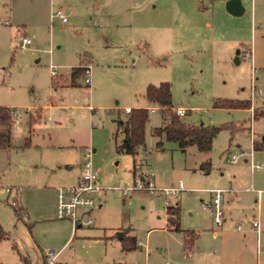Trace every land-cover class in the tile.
Wrapping results in <instances>:
<instances>
[{"label":"rangeland","instance_id":"rangeland-1","mask_svg":"<svg viewBox=\"0 0 264 264\" xmlns=\"http://www.w3.org/2000/svg\"><path fill=\"white\" fill-rule=\"evenodd\" d=\"M243 4L234 16L227 0H0V105L14 119L9 145L8 125L0 124V224L7 233L0 264H47L51 252L53 264H264V149L252 148L264 135V115L254 117L264 108V0ZM58 10L65 22L54 16ZM22 36L31 44L20 46ZM80 64L89 66V84L84 73L71 81ZM163 81L186 123L235 128L219 129L209 151H183L152 133L165 119L150 107L145 146L134 158L117 151L123 134L116 119L125 106H146L147 85ZM219 100H246L251 108L216 106ZM86 150L101 189L92 223L73 231L70 219L57 217L55 190L74 183ZM133 170L159 190L182 185L168 196L143 189L123 195L133 188ZM212 189L225 190L221 226L201 208ZM175 205L179 231L166 214ZM187 229L197 234L191 249ZM124 236L137 247L123 250Z\"/></svg>","mask_w":264,"mask_h":264},{"label":"trees","instance_id":"trees-1","mask_svg":"<svg viewBox=\"0 0 264 264\" xmlns=\"http://www.w3.org/2000/svg\"><path fill=\"white\" fill-rule=\"evenodd\" d=\"M86 65L80 64L73 67L71 70L72 80L77 74H85ZM145 99L147 105L144 107H131L125 111V118L116 119L117 133L123 134V139L119 144H116V150L131 155L133 158L137 154L138 149L145 146V126L149 120V108L156 107L160 110L162 117L165 119V124L159 127H154L152 133L158 137L164 136L168 141H174L178 144L181 150L189 145H195L199 151H209L212 146V140L219 129L222 127L235 128V125L211 126L203 124H188L184 121L181 115L176 114L171 101V87L167 81L158 84H148L145 90ZM216 106L227 108H251L250 101H236V100H222L217 101ZM37 117L28 115L29 132L33 129V124L39 121L41 112L40 109ZM264 115V108L260 111H254V117ZM12 109L0 105V124L8 125L7 144H10L11 126L14 123L12 117ZM239 127V126H238ZM30 144V137L26 136L24 139V146ZM157 146L161 145V141H157ZM253 150L264 149V135L254 138L252 141ZM204 168L208 170V163H204ZM135 177V172L133 170ZM168 222L173 225L174 230H181L179 228V206H168L166 208ZM184 246L186 249H191L197 234L193 230H183ZM7 236L6 231L0 224V241ZM122 249L132 250L137 247L134 237H122Z\"/></svg>","mask_w":264,"mask_h":264},{"label":"built area","instance_id":"built-area-1","mask_svg":"<svg viewBox=\"0 0 264 264\" xmlns=\"http://www.w3.org/2000/svg\"><path fill=\"white\" fill-rule=\"evenodd\" d=\"M54 16L61 19L62 22L66 21V16L62 10H58L54 13ZM31 44V40L25 36L20 39V46L25 47ZM51 74L55 76L57 73L53 67H51ZM84 81L86 84L90 83L89 66L86 65ZM176 114L184 115L185 110L182 108L175 109ZM91 152L86 150L84 154V162L81 163L80 173L78 181L75 185L67 187H58L56 189V213L58 218H68L74 224L73 230L77 227L89 225L92 223L90 211L95 206V194L101 189L96 180L98 178V171L92 169L89 157ZM237 160L236 155H232L229 161L234 162ZM182 185L180 182L177 187L157 189L151 177L146 173L135 174L134 185L132 189H124L123 195H127L131 190L143 189L156 193L157 195L168 196L177 192ZM9 191V190H8ZM227 191V190H226ZM211 199L207 203H201V208L204 210H210L212 213L213 221L217 226H221L224 220V211L222 206V196L225 190L212 189ZM260 194L261 191H258ZM12 205H16V200L12 201ZM252 227L255 229L256 234L260 231L259 220L252 221ZM55 254L53 252L48 253L47 264H53L55 260Z\"/></svg>","mask_w":264,"mask_h":264},{"label":"crops","instance_id":"crops-1","mask_svg":"<svg viewBox=\"0 0 264 264\" xmlns=\"http://www.w3.org/2000/svg\"><path fill=\"white\" fill-rule=\"evenodd\" d=\"M227 1H228L227 12H229L230 14H232L234 16H239V15H241L245 11V6L243 4V0H227ZM130 108L131 107H129V106H125L124 111H127ZM123 118H125V116ZM185 150H186V148H185ZM185 150H183V151H185ZM80 166H81V164H80ZM79 173H80V167H79ZM79 173H78L77 177L75 178V181H74V183L72 185H75L77 183L78 178H79ZM96 183H97V180H96ZM72 185H70V186H72ZM247 190H253V188L252 187H249V188H247ZM258 191H260V190H257L256 193H257L258 196H260L261 193L259 194ZM55 196H56V190H55ZM91 212H92V210L90 211V214H91ZM224 220H225V215H224ZM224 220H223V222H224ZM80 227H82V226H80ZM239 227L240 226H238V228ZM251 227H252V224H251ZM75 230H73V231H75ZM70 238H71V232L69 233V235L67 236V238H65L63 240L62 246H65L67 243H69L70 242ZM118 239H121V236L118 237ZM70 264H74V263H70Z\"/></svg>","mask_w":264,"mask_h":264}]
</instances>
